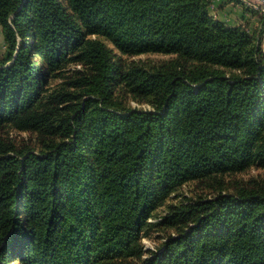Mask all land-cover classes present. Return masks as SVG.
Masks as SVG:
<instances>
[{
    "label": "trees",
    "instance_id": "obj_1",
    "mask_svg": "<svg viewBox=\"0 0 264 264\" xmlns=\"http://www.w3.org/2000/svg\"><path fill=\"white\" fill-rule=\"evenodd\" d=\"M212 2L0 0V125L46 139L0 138V264H264V179L151 221L191 181L264 170V13ZM145 54L175 58L125 67ZM156 226L175 233L146 250Z\"/></svg>",
    "mask_w": 264,
    "mask_h": 264
},
{
    "label": "rangeland",
    "instance_id": "obj_2",
    "mask_svg": "<svg viewBox=\"0 0 264 264\" xmlns=\"http://www.w3.org/2000/svg\"><path fill=\"white\" fill-rule=\"evenodd\" d=\"M228 0H213L211 5V15L215 19L222 20L228 25H244V21L251 18V25L257 26L259 19L244 14V4L254 10L264 13V2L261 0H240L239 3L229 2ZM4 39L0 28V60L4 57ZM175 56L164 54H145L135 57L122 56L125 67L139 65L145 69L154 70L173 60ZM78 65H70L67 72L59 78L53 79L50 83L52 92L59 91L69 80L68 77L74 76L76 70H80ZM66 87V86H65ZM67 88V87H66ZM119 98L123 104L129 108L151 109L152 105L148 101H142L134 94L130 93L124 86L117 85ZM72 90V89H71ZM43 133L34 130L20 129L12 123L0 125V138L7 143H11L19 150L30 148L38 151L43 149L46 143ZM264 179V170L252 167L246 171L236 174H226L214 178L191 181L177 191H175L166 200V203L156 211V216L151 219L152 222H160L161 219L169 214L173 207L184 206L195 203L199 200H210L222 194H235L245 186H253ZM175 230L163 226L153 227L150 236L142 239L144 249L156 251L159 249L169 234H174ZM149 255V253H146Z\"/></svg>",
    "mask_w": 264,
    "mask_h": 264
},
{
    "label": "water",
    "instance_id": "obj_3",
    "mask_svg": "<svg viewBox=\"0 0 264 264\" xmlns=\"http://www.w3.org/2000/svg\"><path fill=\"white\" fill-rule=\"evenodd\" d=\"M262 2H264V0H261Z\"/></svg>",
    "mask_w": 264,
    "mask_h": 264
}]
</instances>
